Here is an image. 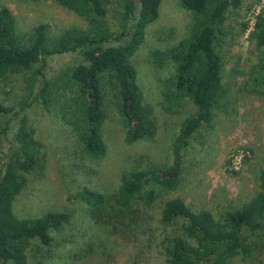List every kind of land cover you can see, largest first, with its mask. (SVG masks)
<instances>
[{
    "label": "rangeland",
    "instance_id": "rangeland-1",
    "mask_svg": "<svg viewBox=\"0 0 264 264\" xmlns=\"http://www.w3.org/2000/svg\"><path fill=\"white\" fill-rule=\"evenodd\" d=\"M241 1L239 8L226 14L224 35L216 49L223 64L226 106L215 112L211 131L200 132L191 140L181 157L178 175L172 172L171 145L180 122L195 112V107L186 100L168 109L163 90L173 74V65L167 62L157 67L151 53L167 49L188 35L192 16L181 8L179 0H162L158 19L146 28L144 43L131 59L137 71L140 102L151 110L157 124L154 140L126 144L124 130L107 108L101 126L106 154L99 160H90L74 130L81 122L75 108L70 111L75 124L71 126L55 110H46L37 100L32 102L27 109L29 123L44 145L46 158L41 172L27 175L12 203V214L21 220L66 210L71 217L69 224L51 233L50 247L30 242L27 264H168L164 243L181 234L182 223L180 219L172 224L163 222L168 202L179 200L192 213H207L214 223L220 224L226 212L249 202L257 193H264L260 180L264 167V84L259 83L264 54L258 47L264 43V0ZM115 2L110 0L105 17L116 33L119 28ZM3 6L15 17L21 37L42 25L54 36L71 27H86L83 19L54 0H0V8ZM81 61L79 52L48 57L44 77L52 79ZM28 74L26 68L8 66L0 76L1 105L15 106L29 95L24 81ZM41 80L35 83L30 100L38 92ZM5 126L0 140V172L15 146L18 117L0 114V128ZM239 155L240 168L236 171L233 160ZM149 164L173 173L172 178L177 176V187L159 191L150 205H133L138 211L132 214V223L122 224L114 218L113 223L97 224L99 218L93 219L86 204L77 198L87 189L107 196L110 205L116 204L114 196L122 176ZM116 209L121 207L116 205ZM226 264H264V248L253 256L232 258Z\"/></svg>",
    "mask_w": 264,
    "mask_h": 264
},
{
    "label": "trees",
    "instance_id": "trees-1",
    "mask_svg": "<svg viewBox=\"0 0 264 264\" xmlns=\"http://www.w3.org/2000/svg\"><path fill=\"white\" fill-rule=\"evenodd\" d=\"M54 1L83 19L85 29L71 27L54 36L42 25L21 37L10 9L0 8V76L9 65L29 71L24 78L29 95L12 107L0 104L1 115L18 117L15 146L8 152L0 172V264H27L30 242L38 241L50 247L51 233L69 224L71 217L70 212L64 210L20 220L11 211L27 175L39 173L44 168L45 148L37 139L27 114L33 101L37 100L48 111L55 110L71 126L75 124H72L70 111L75 108L81 122L74 130L83 153L90 160H99L106 154L101 126L107 117V108L113 111L124 130L126 144L152 141L157 133L151 110L140 102L137 71L131 59L144 43L146 28L158 19L162 0H116L119 28L116 33L105 17L110 0ZM241 3V0H179L181 8L192 16L188 35L167 49L151 53L157 67L167 62L173 65V74L166 80L163 90L168 109L186 100L195 107V112L180 122L171 145L172 172L176 175L191 140L200 132L211 131L215 112L226 106L223 64L216 49L224 35L226 14L239 8ZM261 20L260 17L257 28ZM258 47L264 54V43ZM69 52H79L81 63L46 79V59ZM260 70L259 83L264 84V55ZM40 78L38 92L30 100ZM5 129L6 126L0 128V140ZM147 166L122 176L114 196L116 204L110 205L107 196L87 189L77 198L86 204L93 219L99 218L97 224L113 223L114 218L122 224L132 223V214L138 211L133 205H150L159 191L177 187V176L171 179L170 172L151 164ZM260 180L264 188V167ZM116 205L121 209H116ZM162 219L167 224L182 220L181 234L164 243L168 264H226L232 258L253 256L264 248L263 192L226 212L220 224L214 223L207 213H192L179 200L166 204Z\"/></svg>",
    "mask_w": 264,
    "mask_h": 264
},
{
    "label": "built area",
    "instance_id": "built-area-1",
    "mask_svg": "<svg viewBox=\"0 0 264 264\" xmlns=\"http://www.w3.org/2000/svg\"><path fill=\"white\" fill-rule=\"evenodd\" d=\"M241 160V155H239V157L235 156L234 160H233V169H235L236 171L239 170L240 168V161Z\"/></svg>",
    "mask_w": 264,
    "mask_h": 264
},
{
    "label": "water",
    "instance_id": "water-1",
    "mask_svg": "<svg viewBox=\"0 0 264 264\" xmlns=\"http://www.w3.org/2000/svg\"><path fill=\"white\" fill-rule=\"evenodd\" d=\"M173 175H174L173 173H172V174H170V175H169V178H171Z\"/></svg>",
    "mask_w": 264,
    "mask_h": 264
}]
</instances>
